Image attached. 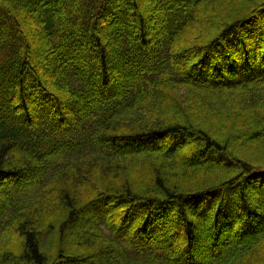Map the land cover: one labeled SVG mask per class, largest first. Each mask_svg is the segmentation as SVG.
I'll list each match as a JSON object with an SVG mask.
<instances>
[{"label":"trees","instance_id":"1","mask_svg":"<svg viewBox=\"0 0 264 264\" xmlns=\"http://www.w3.org/2000/svg\"><path fill=\"white\" fill-rule=\"evenodd\" d=\"M0 264H264V0H0Z\"/></svg>","mask_w":264,"mask_h":264},{"label":"bare ground","instance_id":"2","mask_svg":"<svg viewBox=\"0 0 264 264\" xmlns=\"http://www.w3.org/2000/svg\"><path fill=\"white\" fill-rule=\"evenodd\" d=\"M156 4V3H155ZM128 7H129V5H127ZM159 10H160V6H158L157 4H156V9H154V14L156 15L155 17L156 18H158L159 19V16H158V12H159ZM162 19H163V17H162ZM164 21V20H163ZM159 23V22H158ZM233 50V48H230V50ZM233 53H235L234 51H233Z\"/></svg>","mask_w":264,"mask_h":264},{"label":"rangeland","instance_id":"3","mask_svg":"<svg viewBox=\"0 0 264 264\" xmlns=\"http://www.w3.org/2000/svg\"><path fill=\"white\" fill-rule=\"evenodd\" d=\"M154 20H156V19H154ZM45 59H46V58H45ZM49 60H50V59H49ZM49 60H48V61H49ZM182 148H183V147H182Z\"/></svg>","mask_w":264,"mask_h":264}]
</instances>
